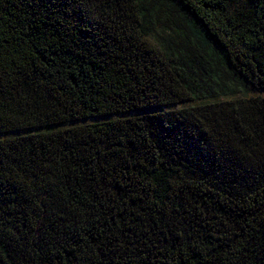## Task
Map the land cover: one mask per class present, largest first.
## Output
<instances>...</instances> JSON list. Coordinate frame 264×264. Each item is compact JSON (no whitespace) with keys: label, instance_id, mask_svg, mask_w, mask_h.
<instances>
[{"label":"trees","instance_id":"1","mask_svg":"<svg viewBox=\"0 0 264 264\" xmlns=\"http://www.w3.org/2000/svg\"><path fill=\"white\" fill-rule=\"evenodd\" d=\"M250 92L264 0H0V264H264Z\"/></svg>","mask_w":264,"mask_h":264},{"label":"rangeland","instance_id":"2","mask_svg":"<svg viewBox=\"0 0 264 264\" xmlns=\"http://www.w3.org/2000/svg\"><path fill=\"white\" fill-rule=\"evenodd\" d=\"M158 34H160V33H154L149 38L151 40V42H153L154 44L157 43V41H158V38H159ZM263 94H264V92H250L247 96H262ZM236 96H242V94L240 92H237ZM222 99H225V97L222 98ZM188 105L189 104H182V105H179V106H171V107H168V108H164L162 110H165V109H178L180 107H184V106H188ZM97 121H99V120L90 119V120H86V121L80 122V123H78V125L93 124V123H95Z\"/></svg>","mask_w":264,"mask_h":264}]
</instances>
